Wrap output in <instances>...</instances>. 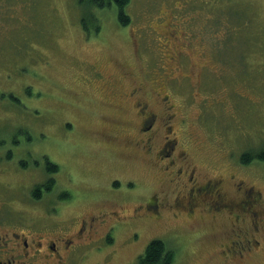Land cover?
<instances>
[{
    "label": "rangeland",
    "instance_id": "374dc122",
    "mask_svg": "<svg viewBox=\"0 0 264 264\" xmlns=\"http://www.w3.org/2000/svg\"><path fill=\"white\" fill-rule=\"evenodd\" d=\"M96 1L0 0V155L11 146L27 161L0 174V191L18 194L14 215L42 218L24 194L47 177L44 161L33 164L45 153L59 164L64 223L104 199L134 215L112 244L78 250L73 264H136L155 238L173 247V264H264V159H239L264 150V0H129L127 25L114 4ZM134 88L159 135L161 98L172 104L167 136L184 152L165 158L172 165L151 162L132 144L140 120L128 95ZM190 168L197 182L219 180L222 200L238 208L245 193L252 206L235 220L226 210L191 218L170 206L186 194ZM150 195L158 215L141 206ZM232 229L251 234L241 257L225 252Z\"/></svg>",
    "mask_w": 264,
    "mask_h": 264
},
{
    "label": "flooded vegetation",
    "instance_id": "af4514ba",
    "mask_svg": "<svg viewBox=\"0 0 264 264\" xmlns=\"http://www.w3.org/2000/svg\"><path fill=\"white\" fill-rule=\"evenodd\" d=\"M136 92L137 88L128 92V95H131V106L135 107V112L140 117L137 126L138 133L132 144H135L139 149H143L151 162L156 163L165 160V164L170 163L172 165L174 160L171 159L166 162L165 158L167 156L182 157L184 155L183 150H177V140L174 138L169 139L167 136V133H172L170 123L174 117L172 104L165 103L166 95L161 98L163 103L166 104L164 107L165 116L161 118V123L165 127L164 134L159 135V127H155L157 118L155 113L151 112L147 101L144 98L141 99ZM159 137L162 139L159 141V145L155 147L153 142L159 140ZM13 138L17 148L19 146L17 144L19 143L18 138L14 136ZM4 144L5 142L2 139L0 148L5 146ZM11 148L10 146L4 149L3 155H0V174L6 172V167L11 163H16L18 166L27 164L25 153L13 154ZM40 159L44 161L47 177L44 180L33 182L29 186L28 195L24 194V198L27 199L26 203L29 202L33 209L34 206L35 209L40 206L38 212L42 217L41 219H34V217L29 216L28 221L25 222L17 218L14 215L13 202L17 200L18 194L12 191H10L11 193L6 192L5 189H1L5 192L0 191V264H73L76 257L73 261L71 259L78 250L84 249V247L100 249L101 246L112 244L115 241V233L120 224H123L127 217L134 216L127 208H106V205H109L111 201L104 199L103 202L99 203L104 207L97 204V207L94 206L96 208L93 211L82 213L72 224L64 223L62 219H59L60 209L63 208V205L59 209L56 208L58 201L64 199L63 192L58 191L59 164L52 162L49 155L45 153H38L36 159L33 160V164L35 165ZM176 170L174 172L176 176L182 174L181 169ZM186 174V194L180 199L176 198V202L170 206L183 207L191 218L196 213L201 214L203 211L214 216L215 213L226 210L228 216L235 220L241 212L244 213L245 210L243 211V209L246 206L243 207L238 203V208H236L233 202L227 203L222 200L221 193L217 190L219 180L197 182L195 173L193 174L191 168ZM54 189L56 193L52 197H48ZM248 192L254 193L252 189ZM243 195L246 197L247 194L244 193ZM258 195L259 191H257ZM149 197L151 198L141 206L144 207L145 211L150 210L158 215L159 211L156 209L158 205L148 204L151 203L150 200L154 201L155 197L154 195ZM252 204L253 202L248 203L250 206ZM256 213L258 212L253 214ZM253 214L248 213V216L251 221L249 226L252 225L251 228L254 231L257 227L253 224L255 222ZM237 231L235 229L231 230L233 237L226 240L225 252L240 254L241 257L253 243L250 238L251 234L247 236L243 235V232L237 233ZM255 242H257L256 239H254V244Z\"/></svg>",
    "mask_w": 264,
    "mask_h": 264
},
{
    "label": "trees",
    "instance_id": "16d2710c",
    "mask_svg": "<svg viewBox=\"0 0 264 264\" xmlns=\"http://www.w3.org/2000/svg\"><path fill=\"white\" fill-rule=\"evenodd\" d=\"M99 1V2H98ZM96 1L98 5H103L101 2H105V0ZM111 4H114L116 8H118V19L123 25H127L130 18L124 12V6L129 2V0H107ZM240 161L242 163H249L255 158L264 159V150L260 151V153H250V151H244L240 155ZM243 207L246 206V203L253 202L250 197L246 198L242 197ZM257 201V197H255ZM255 210V208H254ZM145 249L139 253L136 264H173L175 260V250L173 247L167 245L161 238L160 239H151L146 246Z\"/></svg>",
    "mask_w": 264,
    "mask_h": 264
}]
</instances>
